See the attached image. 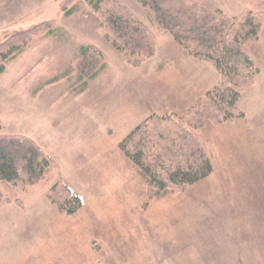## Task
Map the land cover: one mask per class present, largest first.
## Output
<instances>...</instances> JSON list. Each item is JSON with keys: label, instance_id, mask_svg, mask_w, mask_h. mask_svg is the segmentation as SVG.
Here are the masks:
<instances>
[{"label": "rangeland", "instance_id": "obj_1", "mask_svg": "<svg viewBox=\"0 0 264 264\" xmlns=\"http://www.w3.org/2000/svg\"><path fill=\"white\" fill-rule=\"evenodd\" d=\"M66 1L0 0V42L42 23L54 29L5 63L0 133L30 138L55 164L23 191L0 180V264H264V21L245 43L262 73L238 101L244 117L234 122L232 138L222 133L224 123L206 124L214 128V146H204L211 174L180 193L148 199L119 143L150 114L160 115L147 78L166 48L183 47L157 31L136 0H119L154 35L153 57L129 66L86 1ZM210 1L231 19L251 5ZM62 4L74 12L65 15ZM83 45L98 48L106 67L78 94L72 60ZM205 62V76L217 81ZM57 183L81 199L76 213L64 216L50 202Z\"/></svg>", "mask_w": 264, "mask_h": 264}, {"label": "trees", "instance_id": "obj_2", "mask_svg": "<svg viewBox=\"0 0 264 264\" xmlns=\"http://www.w3.org/2000/svg\"><path fill=\"white\" fill-rule=\"evenodd\" d=\"M85 1L99 20L105 39L127 65L138 66L153 57V33L132 17L125 4L119 0ZM136 1L157 31L169 33L190 55L208 61L219 74L218 82L187 110L179 114L151 115L119 143L120 151L145 180L149 199L167 192L180 193L211 174V160L197 133L206 124L219 125L243 117L238 101L259 73L245 43L259 33L264 21V0H250L251 5L235 19L198 0ZM73 12L74 7L64 10L65 15ZM50 24L42 23L5 37L0 42V47L7 50L0 52V74L5 63L35 37L53 34ZM105 67V56L98 48L81 46L72 60L75 76L72 87L79 88L78 94L84 93L88 83ZM54 165L30 138L0 133V180L16 190L23 191L45 180ZM47 196L64 216L82 207L81 199L59 183L53 185Z\"/></svg>", "mask_w": 264, "mask_h": 264}, {"label": "crops", "instance_id": "obj_3", "mask_svg": "<svg viewBox=\"0 0 264 264\" xmlns=\"http://www.w3.org/2000/svg\"><path fill=\"white\" fill-rule=\"evenodd\" d=\"M202 2L214 6L210 0ZM213 2L216 4L214 0ZM182 49L166 48L163 64L157 66V69L150 73V76L147 78L150 96L153 100L151 106H153V111L160 113L158 116L173 113L177 114L187 110L202 94L214 86L219 80L214 81L216 80L214 79L210 82L204 74L206 62L193 57L185 49ZM258 70L259 73L256 76H260L262 73L260 68H258ZM151 115L157 114L152 113L149 116ZM243 117L225 122L224 126L221 127L223 129L222 133L231 136L234 122L241 120ZM207 129H209V126H205L200 130L197 136L204 146L207 144L213 147L215 141L212 140L211 131L214 128L211 127L208 133L206 132Z\"/></svg>", "mask_w": 264, "mask_h": 264}]
</instances>
